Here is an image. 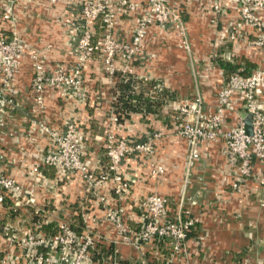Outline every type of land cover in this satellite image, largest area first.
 Wrapping results in <instances>:
<instances>
[{
	"label": "crops",
	"instance_id": "1",
	"mask_svg": "<svg viewBox=\"0 0 264 264\" xmlns=\"http://www.w3.org/2000/svg\"><path fill=\"white\" fill-rule=\"evenodd\" d=\"M85 1L57 0L55 4H50V0L17 1L15 6L17 30L32 48L38 49L46 55L50 67L53 68L63 62L73 63L75 60L69 50L74 49L78 44L84 22L82 9ZM176 1V5L182 11L185 9L192 16L191 0ZM230 10L231 12L220 24L223 29H230L236 35L235 39L232 38L228 57L230 60L236 59L241 63L248 61L255 64L256 66L251 71L253 73L256 68L264 66V47L249 45L247 41L264 31L244 21L236 4H231ZM261 16L264 19V9L261 10ZM117 19L120 37L127 41L130 40L138 20L137 13H122L117 16ZM215 25L217 26V24ZM204 26H206L205 23ZM164 31L158 25L148 29L143 52L134 57L130 72L146 79L156 78L155 80L162 81L165 88L177 92V99H179V93L176 91L178 89L174 85L175 81L170 78L175 69L173 57L169 52L174 37L168 31ZM6 34L11 35L10 32H6ZM223 43L221 38L215 39V56L219 55L217 48L223 46ZM223 49L221 47L220 50ZM26 52L25 50L20 56V69L15 85L19 90V104L14 109L12 116L8 118V124L0 131V174L14 177L26 187H33L35 178L31 170L34 165L42 162V157L47 153L49 145L42 134L32 131V119L35 116L32 111L34 71L31 59ZM210 62L212 64L211 60ZM116 66H118L117 71H124L121 63H117ZM185 68L186 71H190L191 64ZM103 70L98 62H93L88 73L100 74ZM218 70L220 71L219 67ZM160 77L164 81L160 80ZM113 86L114 81L111 76L110 85L107 87L106 84L108 89L104 92L106 97L104 105L108 106L110 111H113L111 105L113 99L111 88ZM49 90L46 99V116L49 122L55 127H60L64 119H76L78 117L76 103L72 100L65 103V99L53 88ZM216 98L217 94L212 97L203 95V99L208 103H214ZM177 99L170 100L164 106L161 118L153 115L144 121L141 113H133L131 118L126 119L124 123L133 125L134 128L124 130L122 129L124 123L117 124V131L144 138L150 132L148 128L152 130V126L169 130L171 117H169L170 114H165V110H168L170 103L176 104L174 101ZM88 109L89 107L83 111L82 115L86 116V119H93H91V124L93 123L92 128L94 129V123L95 121L97 123L96 118L99 115L94 112L90 114ZM242 114L245 115L243 111ZM170 133L171 129L166 137L156 143V157L162 160L166 166V173L163 176L145 175L147 167H144V164L136 156L124 159L121 166L122 172L125 175L134 176L136 179L133 185V195L129 199H121L114 192L112 180L99 186L95 193L88 189L87 178L74 175L72 178L65 179L67 176L60 177L55 166H41L44 179L43 184L35 190L34 203L17 207L13 200V203H9L5 198L1 209V225L9 224L12 227L10 235L13 234L16 238L12 245L15 249L17 247V255L20 258L14 264H30L23 257V252L17 242L20 243L21 240L27 239L28 233L34 228L36 222L42 223L41 231L49 237L56 232L62 218H72L74 228L78 232H89L93 235L97 240L98 249L112 246L117 258L122 261L137 260L142 264H243L245 262L264 264V208L260 206L257 196L252 194L258 185L257 182H250L244 194H229L228 182L235 176L232 173L234 167L229 170L225 169L228 155L223 146L211 145L209 147L206 144L201 149L202 161L196 163L197 168L193 173H188L190 178H185L189 143L187 139ZM98 135L101 134L95 136ZM91 150H94L97 155H101L103 151L101 147ZM100 155L93 158L94 162L92 165L90 164L92 169L105 168L104 160H101ZM206 155H214L213 161L207 162ZM101 162L103 164H100ZM198 172L200 175L194 177V173ZM155 191L168 197L172 214L178 209L177 204L183 194L187 199L186 203H189V200L198 201L194 207L197 226L188 238L187 257H184L183 254L178 259H171L169 248L161 241L151 242L147 245L141 244V246L132 241H126V237L119 234L118 229L106 216L109 207L115 208L117 205H124L127 209L129 229L131 231L138 230L141 226L140 217L142 214V208L139 206L140 200L143 196ZM258 193L259 199L264 198V190L260 189ZM99 195H103L108 202L99 204ZM227 198H230V201ZM44 223L49 226H43ZM4 236L3 231H0V248L2 250L4 249L3 244L7 246ZM43 249L46 252L50 251V246L47 245ZM11 250L16 255L15 250L13 251V248ZM103 262L104 264H113L112 260L107 258ZM95 263L98 264L96 261Z\"/></svg>",
	"mask_w": 264,
	"mask_h": 264
},
{
	"label": "built area",
	"instance_id": "2",
	"mask_svg": "<svg viewBox=\"0 0 264 264\" xmlns=\"http://www.w3.org/2000/svg\"><path fill=\"white\" fill-rule=\"evenodd\" d=\"M18 0H0L1 21L0 24V131L8 123L7 120L12 116L14 109L18 106L19 90L16 88L17 74L20 69V56L27 51L32 62L34 71L32 80V91L34 103L32 111L35 116L32 119V131L40 134L50 132L47 125L46 112V92L47 87L51 86L58 91L63 90L64 86L70 83L62 80L55 83L54 79L47 75L59 73L74 75L71 81L79 72L86 61L99 50L102 52V45L106 42L115 41L113 29L118 23L117 16L122 13L136 12L138 20L129 42H122L119 47L103 49V62L107 70L115 72L116 63H121L124 71H131V64L135 56L142 50L144 40L150 25L164 26L168 22L182 24L180 18V8L174 3L175 0H86L83 4L82 17L83 25L79 36L78 44L74 49L69 50L70 55L75 57L73 63H60L55 67H50L46 55L40 50L32 48L25 41L21 33L17 30V17L15 6ZM238 6L241 17L245 21L258 29L264 31V19L261 10L264 9V0H230ZM57 0H50V4H55ZM219 4L216 9L220 10ZM176 11V12H175ZM172 18H175L172 19ZM105 27L104 34L97 39V24ZM9 23V24H8ZM10 32L11 35L6 34ZM232 38L236 36L233 34ZM249 45L258 47L264 46V33L257 36L255 40H248ZM25 55V54H24ZM220 73L224 75L220 68ZM49 81V82H47ZM55 89V90H56ZM61 92V91H60ZM59 92V93H60ZM61 94V93H60ZM203 101L196 99L192 104L183 105L182 111L186 114H194V118L188 117L181 124V134L189 143L190 161L198 163L201 161V149L207 141H215L218 134L215 129L220 125L221 116L225 120L228 113H235V123L228 131L223 133L225 141V152L228 155L229 164L237 166V177L229 182V187L233 191H244L250 182H257V187L252 192L257 196L259 204L264 208V198L259 199L258 190H264V66L256 68L249 76L240 73L232 74L227 82L223 83L218 93V103L202 107ZM245 113V115L242 114ZM250 114L252 117V133L246 129L245 117ZM114 121L117 117L114 114ZM220 137V136H219ZM83 138V137H81ZM56 140V133H53ZM122 152L113 154L111 170L113 171L112 181L113 190L122 199H127L131 184L124 174L118 172ZM53 165L57 168L60 177L66 176V169L75 166L81 168L85 177L89 181L88 189L96 193L98 186L93 183V179L88 177L89 169L81 165L79 161L75 163H62L60 156L51 146L47 153L42 157V162L34 165L31 170L35 178L33 187H26L14 177L0 174V215L5 198L9 195L14 201V205L19 207L24 204L34 203L33 195L38 186L43 184L44 175L41 166ZM82 172V173H83ZM88 173V174H87ZM145 202V210L150 214V220L141 214V227L131 231L128 228L126 207L117 205L109 207L106 212L108 220L115 225L120 235L126 237V241H132L141 246L143 243L154 242L155 240L164 241L168 237L176 240L175 249L180 250L179 241L188 236L194 224L193 220L182 221V213L165 227L156 224L152 217L159 216L165 212L169 203L165 197L160 195L148 196ZM103 195H99L98 203H107ZM37 212H39L37 210ZM186 214L184 213V216ZM1 220V219H0ZM154 225V227H152ZM42 223L36 222L34 228L28 233L25 244L28 247V260L30 264H96L93 258V251L97 248V240L89 232H78L73 225L72 218H62L58 224L57 231L47 237L41 231ZM11 226L1 225L0 231L5 234L7 245H12L15 236L10 235ZM129 234V236H128ZM131 237V239H130ZM50 246V251H45V246ZM2 249L0 248V253ZM9 253L8 257L0 258L3 261L16 263L20 256ZM1 256V254H0ZM243 264H249L247 262Z\"/></svg>",
	"mask_w": 264,
	"mask_h": 264
},
{
	"label": "rangeland",
	"instance_id": "3",
	"mask_svg": "<svg viewBox=\"0 0 264 264\" xmlns=\"http://www.w3.org/2000/svg\"><path fill=\"white\" fill-rule=\"evenodd\" d=\"M174 3L177 4V1L175 0ZM217 4L221 5L219 11L215 8ZM231 4L234 3L230 0H191L190 10L192 11V16L185 9L183 11L180 10L181 11L180 18L182 20V24H178L176 22L174 23V21H172L166 23L164 26L158 25L161 28H163L165 31L171 33V35L174 37V42H171L170 45L171 48L169 49V52H171V55L173 57L175 69H174V73L171 75L170 78H172L175 81L174 85L178 89L176 91H178L179 93V99L174 101L176 102V104L170 103L168 105V110H165V114L166 113H168V115L170 114L169 117H171V127L169 128L171 129V133L175 134L176 136H180L187 139L183 134H181V129H182L181 124H183L184 120L187 119L188 117L194 118L193 113L188 115L182 111L183 105L192 104L193 101L198 98L203 101L202 107H205L208 104L216 105L218 103V93L220 91V88L223 85V83L224 82L226 83L228 80L227 75L225 74L223 75L220 73L218 67L214 63L213 58L218 56L220 57V54H222L221 57L230 60L228 57V53L231 51V44H232L231 41H232L233 32L230 31V29L228 30L223 29V27L220 24L225 18V16H227L231 12L230 10ZM172 19L175 20V18ZM242 19L245 21L243 17ZM204 23L206 24V26H204ZM101 24H102L101 21H99L97 36H96L97 39L101 37V35H103L105 31V27H103ZM215 24H217V26ZM151 26H155V25L153 24L150 25V27ZM202 29H204V31H202ZM112 31H113V38L115 41L104 43L102 45L103 47L102 52L99 50L97 53H95L92 56L91 59H89L84 63V65L82 66V72L78 73V75L74 79V82L71 81L74 75L63 74V73H59L55 75L53 74L47 75L48 77L53 78L55 83L61 81V77H62V80L68 81L70 83V86H68L67 84L66 86H64L63 90H60L61 92L58 91L56 88L55 90L53 87L48 86L46 92V99L48 95L47 93L50 92L49 89L53 88V90L56 93L59 92L61 93L59 94L65 99V103H67V101L69 102V100L70 101L72 100L74 103H76L78 107V117L76 119H69V118L66 120L64 119V122L61 124L60 127L59 126L55 127L47 119L46 123L50 127L51 131L42 133V136L47 140L48 145L51 146L53 150H56V153L60 156V161L62 163L65 162L75 163V161H79L81 165H85L89 169L88 171L89 174L87 173L88 177H90L91 175V179H93V183L96 184V186L98 187L104 185V183L114 178L112 176L113 171L111 170L112 169L111 159L113 157V154L119 151L122 152L121 154L122 157L118 169L119 173L121 172L122 174H124L121 168L124 159L127 157L136 156V158L141 160L140 162L144 164V167L148 168V170L147 168L145 170L144 173L145 175L156 176V177L163 176L166 173V166L162 160L156 157L157 155L156 143L158 142V140H161L164 137H166L168 132H170V129L165 130V129L157 128L156 126H152V130L148 128L150 132L146 135V137L141 138V137H134L132 135L130 136L127 134H123L121 133V131L119 133L117 131L118 125L116 121H114L113 119L115 113L113 111H110V108H108V106L104 105V102L106 101L104 92L107 91L108 89L107 87L108 85H110L111 82V76L114 72L107 70L105 67L106 65L103 62V49H107V47L110 48L112 46L119 47L122 45V42L127 43L129 40L127 41L126 39L124 40L123 38L120 37L121 34L118 31L117 25L116 27H114ZM218 38H221L222 41H224V43L223 46H219L217 48V50H219L218 51L219 55L215 56V52H216L215 39ZM256 38L257 36L251 40H255ZM221 47H223L224 49L220 50ZM140 52L142 53L143 51L141 50ZM210 60L212 61V64ZM93 62H98L100 68L104 69L102 73L100 74L88 73L89 67L91 66V63L93 64ZM188 64H191L190 71H186L185 68L188 66ZM117 67L118 66H116L115 71H117ZM164 76L166 77L165 74ZM148 79L150 80V78ZM155 79L156 78H153V80ZM159 79L161 80L162 78L160 77ZM216 94H217V98L214 103L212 102L208 103L207 100L205 101V99H203V95H209L212 97L215 96ZM88 107H89L88 111L90 112V114L94 112L97 115H99V117L96 118L97 123L96 121L94 123V129L92 128L93 123L91 124L92 118L86 119V116L82 115L83 111H86L85 109H87ZM227 115H228L227 120H225L224 115L221 116L220 125L218 126V128L215 129V132L218 134V139H216L215 141H207L205 143L207 146L211 147V145H220L225 147L223 133L228 131V129L231 128L235 123V113H228ZM123 126L124 127H122V129L124 130H132L134 128L133 125H126V123H124ZM53 133H56V140L53 139ZM96 134H101V135H98L96 137L95 136ZM95 147H101V149H103L101 155L100 154L97 155V153H95L94 150H91ZM99 155L102 157L101 160H104L105 168L101 167L98 170H96V168L92 169V167H90V164L92 165V163L94 162L93 158L99 157ZM213 156L214 155L212 156L206 155L205 158L206 161L207 162L213 161L212 159ZM225 160L226 159L224 156V161ZM98 162L100 161L98 160ZM100 164H103V162H101ZM186 164L187 165H186L185 178L186 177L190 178L188 173L189 174L193 173V171L196 170L197 165L193 161H190L189 154L187 156ZM229 168H232V166L229 164L227 158V166L225 165V169L229 170ZM236 169L237 166H234V170L232 171V173L235 175L234 176L235 178L239 173L237 172ZM65 172L67 176L65 177V179L72 178V176L74 175L75 176L81 175L84 178H86L83 170L75 166H71L67 168ZM194 174H195L194 177L200 175L199 172ZM125 176L129 180V183L131 184L130 192L127 197V199H129L133 195L132 194L133 185L136 179L134 176H128V175ZM243 189L244 191L235 192L233 191V189H231V187H229L228 190H230L229 194L230 193L244 194L247 191V186ZM152 195L154 196L160 195L162 197H165L167 199V202L170 203L167 196L155 191L149 193L146 196H143V198L140 200L139 206L141 207L142 205H145L146 202L145 198ZM227 200L230 201V198H227ZM186 202L187 199L183 194L181 196V199L178 201L177 204L178 209L176 210L175 213L173 214L171 213L170 211L171 206L169 204L165 212L161 213L159 216L152 217V219L156 220L154 222L159 226L165 227L173 220H175V218L179 215V213H182L184 217L181 218L182 221H184L183 224L185 223L186 220L194 221V224L192 225L191 228L192 229L191 234H192L197 226V222H195L196 219L195 217L197 215L194 212V207H196L198 201L189 200V203ZM144 210H145V206L142 208V213L145 214L143 216L144 218L146 217L150 220L149 212ZM184 213L186 214L185 216ZM125 218L127 219V213ZM141 224L142 223H140V225ZM140 227L138 229H140ZM152 227H154V225H152ZM188 233H190V231ZM123 235L124 234H122V236ZM189 236L190 235L186 236V238L179 241L180 244L179 251H176L175 249L176 240L174 238L168 237L164 240L165 245H167V247L169 248V254L171 259H178L179 257H182L183 254L184 257H187L186 251H187ZM25 241L26 240H21L20 243L17 242V245H19L21 252H23V257H25L28 260L29 259L28 256H25L26 254L29 253ZM156 241L158 240H155L154 242ZM149 243H143L142 245H147ZM3 247L4 249L0 253L1 259H4L5 256L8 257L9 253H13L11 248H13V251L15 250L14 253H16L17 255V251H18L17 247L15 249L13 245L6 246L4 244ZM13 257L15 258V255ZM3 264H12V262H8L4 260Z\"/></svg>",
	"mask_w": 264,
	"mask_h": 264
},
{
	"label": "trees",
	"instance_id": "4",
	"mask_svg": "<svg viewBox=\"0 0 264 264\" xmlns=\"http://www.w3.org/2000/svg\"><path fill=\"white\" fill-rule=\"evenodd\" d=\"M214 63L221 68L229 78L234 73H240L244 76L252 74L255 64L245 61L227 60L223 57H214ZM114 86L111 88L112 109L117 117V124L121 125L126 119L131 118L133 113H141L143 120H148L150 116H163L164 106L170 100L177 99V92L170 91L163 86L159 80H149L130 72L115 71L112 75ZM7 202L13 203L12 198L7 195ZM12 215L14 213L12 212ZM48 227L49 225L43 224ZM76 229V228H75ZM80 230V229H79ZM57 231V230H56ZM192 229L190 230L191 234ZM164 242V241H161ZM112 254V256H110ZM93 257L98 264H104L105 258L112 260L113 264H142L137 260H119L112 248H96L93 251Z\"/></svg>",
	"mask_w": 264,
	"mask_h": 264
},
{
	"label": "water",
	"instance_id": "5",
	"mask_svg": "<svg viewBox=\"0 0 264 264\" xmlns=\"http://www.w3.org/2000/svg\"><path fill=\"white\" fill-rule=\"evenodd\" d=\"M246 129L249 134L252 133V117L250 114L245 117Z\"/></svg>",
	"mask_w": 264,
	"mask_h": 264
}]
</instances>
